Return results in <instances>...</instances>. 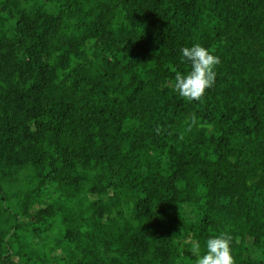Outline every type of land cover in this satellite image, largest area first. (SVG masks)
Wrapping results in <instances>:
<instances>
[{
  "label": "trees",
  "instance_id": "trees-1",
  "mask_svg": "<svg viewBox=\"0 0 264 264\" xmlns=\"http://www.w3.org/2000/svg\"><path fill=\"white\" fill-rule=\"evenodd\" d=\"M195 43L221 63L188 102ZM222 232L264 264V0H0V264H194Z\"/></svg>",
  "mask_w": 264,
  "mask_h": 264
},
{
  "label": "clouds",
  "instance_id": "clouds-1",
  "mask_svg": "<svg viewBox=\"0 0 264 264\" xmlns=\"http://www.w3.org/2000/svg\"><path fill=\"white\" fill-rule=\"evenodd\" d=\"M182 59L189 62L186 74L177 71L174 82L170 83L173 92L188 102L200 101L207 89L215 84V68L220 58L199 43L180 49ZM192 123L195 124L193 118ZM233 237L227 232L206 240L201 252L199 241H191L190 251L195 257L194 264H235L231 243Z\"/></svg>",
  "mask_w": 264,
  "mask_h": 264
}]
</instances>
